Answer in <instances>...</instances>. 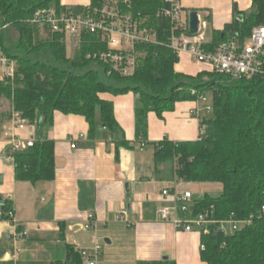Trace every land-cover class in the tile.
Instances as JSON below:
<instances>
[{"label":"trees","instance_id":"trees-1","mask_svg":"<svg viewBox=\"0 0 264 264\" xmlns=\"http://www.w3.org/2000/svg\"><path fill=\"white\" fill-rule=\"evenodd\" d=\"M105 3L91 0L89 7H72L62 5L61 0H0V46L16 63L14 80L0 81V100L10 104L9 111L0 113V135L13 111L36 127L34 146L14 154L16 180L31 184L54 181L55 143L49 139V131L56 112L84 117L90 138H95L99 128L112 132L117 128L114 105L103 96L132 92L139 98L136 137L143 141L148 138L151 113L162 120L178 103L196 102L212 92L213 117L203 121L201 138L182 143L165 139L155 144V165L157 171L171 165L176 178L185 183L223 186L221 195H206L194 204L195 216L205 214L218 221L254 217L251 225L232 236L215 228L210 235H202L205 248L201 258L206 264H264V75L235 79L214 71L196 76L176 72L180 59L169 47L173 24L162 14L168 7L163 0H131L129 11L142 28L154 31L156 43L137 46L138 66L130 77L98 58L100 52L107 51L98 35L83 34L68 56L64 34L33 23L43 9L85 14ZM261 27L264 0H253L249 12L235 5L233 20L223 31H215L212 42L203 47L215 52L233 40L244 45ZM13 32L18 35L16 43L12 42ZM10 213H14L12 201L0 196V220H12ZM82 263L81 255L71 246L68 260L57 262Z\"/></svg>","mask_w":264,"mask_h":264},{"label":"crops","instance_id":"crops-1","mask_svg":"<svg viewBox=\"0 0 264 264\" xmlns=\"http://www.w3.org/2000/svg\"><path fill=\"white\" fill-rule=\"evenodd\" d=\"M190 28V14L197 12L199 37L204 44L214 32L224 30L234 17V6L249 12L253 0H180ZM64 6L89 7L91 0H61ZM175 71L196 76L212 72L206 64L179 56ZM114 105L117 128L112 132L99 128L89 136L86 119L56 112L49 139L55 143L56 177L52 182L31 184L16 180L15 165L7 160L12 138L30 140L36 127L18 129L5 121L0 135V196L14 205L13 219L0 220V262L15 264H57L66 262L69 247L76 252L101 246L97 264H140L171 261L175 264H206L201 258L202 234L187 233L160 220L161 208H172L163 197L176 180L171 165L157 171L155 144L197 141L202 128L196 114V102L178 103L164 119L149 116L148 138L136 137L135 109L138 96L106 94ZM10 110L9 101L0 100V113ZM76 141V143H74ZM144 145V147H143ZM181 192L193 194V203L204 196H219L221 184L185 183ZM196 190V191H195ZM195 192V194L193 193ZM198 194V195H196ZM94 216V222L88 216ZM86 264V263H82Z\"/></svg>","mask_w":264,"mask_h":264},{"label":"built area","instance_id":"built-area-1","mask_svg":"<svg viewBox=\"0 0 264 264\" xmlns=\"http://www.w3.org/2000/svg\"><path fill=\"white\" fill-rule=\"evenodd\" d=\"M163 1L168 7L162 14L170 18L173 24L169 47L178 56L187 53L194 62L206 64L212 68V71L229 75L235 79H250L257 75H264V27L254 30L252 37L244 45L233 40L223 43L215 52H207L199 35L190 33L180 0ZM130 8L131 0H106L102 8H94L85 14L43 9L38 12L33 23L47 27L50 32L62 33L66 38L78 41L85 33L98 35L107 46V51L100 52L98 58L115 72L130 77L135 74L138 66L140 54L137 52V46L156 43L154 31L142 28L140 22L129 11ZM15 74L16 63L6 56L4 49L0 46V81L12 82ZM199 101L206 103L207 99L200 96L197 102ZM195 112L203 130L204 119L199 109ZM11 121L18 129L30 126L29 122L16 111L12 112ZM11 143L12 152L7 156V160L14 162V154L33 147L35 137L30 140L12 138ZM181 182L176 178L174 188L164 190L163 197L171 199L174 205L172 208L159 210L161 221L173 224L187 233L199 232L202 235H210L215 228L217 232H221L225 236H232L253 223V216L247 220L231 218L224 221L214 220L205 214L195 216L193 194L188 191H179L178 185ZM10 216L13 219L12 213ZM262 216L264 217V207ZM88 221L93 223L94 216L89 215ZM204 248L203 246V250ZM78 252L84 263L97 264L101 246L97 245L92 251Z\"/></svg>","mask_w":264,"mask_h":264},{"label":"rangeland","instance_id":"rangeland-1","mask_svg":"<svg viewBox=\"0 0 264 264\" xmlns=\"http://www.w3.org/2000/svg\"><path fill=\"white\" fill-rule=\"evenodd\" d=\"M14 35L12 36V42L16 43L17 41V34L13 32ZM78 40H74L71 38H66V43H67V52L68 56H72L73 51L79 46L78 45ZM204 97L207 99L206 103H203L202 101L197 102L196 101V108L199 109L201 116L203 117L204 120L211 119L213 117V95L212 92H207L205 93ZM202 135L204 134V129L202 130ZM196 191V190H195ZM195 194V192L193 191ZM198 195V194H196Z\"/></svg>","mask_w":264,"mask_h":264},{"label":"water","instance_id":"water-1","mask_svg":"<svg viewBox=\"0 0 264 264\" xmlns=\"http://www.w3.org/2000/svg\"><path fill=\"white\" fill-rule=\"evenodd\" d=\"M190 33L192 35H198L200 30V20L197 12L190 14Z\"/></svg>","mask_w":264,"mask_h":264}]
</instances>
